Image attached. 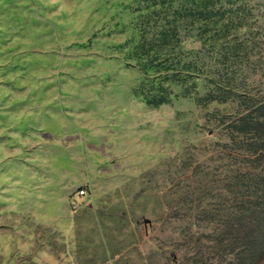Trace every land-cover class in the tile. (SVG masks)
<instances>
[{"label": "rangeland", "instance_id": "374dc122", "mask_svg": "<svg viewBox=\"0 0 264 264\" xmlns=\"http://www.w3.org/2000/svg\"><path fill=\"white\" fill-rule=\"evenodd\" d=\"M158 9L0 0V264H264L226 225L254 199L230 109L157 64L199 44L141 45Z\"/></svg>", "mask_w": 264, "mask_h": 264}, {"label": "trees", "instance_id": "16d2710c", "mask_svg": "<svg viewBox=\"0 0 264 264\" xmlns=\"http://www.w3.org/2000/svg\"><path fill=\"white\" fill-rule=\"evenodd\" d=\"M250 1L147 0L159 4L157 13L163 23L155 37L146 39L141 45L151 56V53L181 46L185 39L199 44L190 54H185L182 49L178 55L165 52V57L157 64L163 69H173L166 77L179 83L194 73L196 77L202 74L205 91L195 97V102L203 106L216 102L230 109L214 119L223 127L228 140L235 142L236 149L246 156L245 170L237 178L247 181V195L254 199L249 201L251 204L246 211L226 225L236 227L248 252L258 251L262 255L264 1L256 4ZM186 55L189 60H184ZM177 65H181L178 70Z\"/></svg>", "mask_w": 264, "mask_h": 264}, {"label": "built area", "instance_id": "2783aa9c", "mask_svg": "<svg viewBox=\"0 0 264 264\" xmlns=\"http://www.w3.org/2000/svg\"><path fill=\"white\" fill-rule=\"evenodd\" d=\"M79 194H84V190L81 189L80 192H79ZM73 208H74V204H73Z\"/></svg>", "mask_w": 264, "mask_h": 264}]
</instances>
